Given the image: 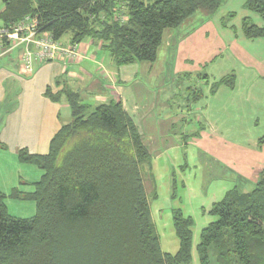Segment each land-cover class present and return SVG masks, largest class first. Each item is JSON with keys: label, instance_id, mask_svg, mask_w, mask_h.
<instances>
[{"label": "trees", "instance_id": "16d2710c", "mask_svg": "<svg viewBox=\"0 0 264 264\" xmlns=\"http://www.w3.org/2000/svg\"><path fill=\"white\" fill-rule=\"evenodd\" d=\"M224 0H0V27L28 17L40 34L71 45L92 40L116 67L153 64L166 30L197 12L212 15ZM262 27L243 22L248 40L264 39V0H245ZM124 21H120V19ZM118 19V20H117ZM233 86L228 76L212 87ZM70 123L53 137L45 156L18 154L42 171L29 219L14 218L0 193V264H190L192 221L178 210L175 254L163 253L151 220L144 167L151 156L122 102L110 99L91 109L77 93L63 90ZM264 142V137L260 139ZM155 193V192H154ZM16 197V193H13ZM197 246L199 264H264V171L254 188H234L215 203Z\"/></svg>", "mask_w": 264, "mask_h": 264}, {"label": "crops", "instance_id": "0c3cea01", "mask_svg": "<svg viewBox=\"0 0 264 264\" xmlns=\"http://www.w3.org/2000/svg\"><path fill=\"white\" fill-rule=\"evenodd\" d=\"M3 8L1 4L0 12ZM212 15H206L199 11V14H195L178 28L166 30L163 34L162 44L157 52V59L153 64L135 63L116 67L112 59L101 50L99 44L95 45L92 40H86L75 44L76 51L81 56L79 60L41 65L36 68L32 76L27 78L20 76L18 72L19 57L23 46L9 52H4L1 49L0 193L5 196L4 204L9 215L19 219L31 218L12 215L8 210L9 205L6 200L32 201L25 198L34 193V186L41 180L43 175L42 171L37 167L20 163L18 159L19 152L25 150L30 155H47L53 137L63 125L71 121V111L64 96L58 102H53L45 96L47 89L50 90L52 95H56L64 89L77 93L81 102L90 106L91 109L99 104L106 103L110 99H119L141 133L143 143L147 147L150 156L151 154L169 151L170 143L168 139L172 137L169 136L170 133L173 135V139L177 138L176 133L175 135L172 133L173 127L180 124L182 126L180 132L186 130L188 123H185V120L191 117V113L184 115L181 112L174 117H167L168 115L165 114L164 120L158 119L152 114V108L156 109L159 104L156 105L154 102L151 105V98H148L149 92L141 84L143 81L148 82L153 78H157L159 79L160 88L164 87L161 78L167 70L165 65L158 67V63L165 64L172 56L176 54L179 56L186 50H191L192 44H194L193 41H201L205 36L209 38L210 32L212 33L213 46L211 53L214 55L216 53L214 43L216 42L217 34L214 32L216 30L212 26L209 27L207 23ZM245 15L248 17L247 13ZM247 19L245 18L242 21V28L243 22L247 21ZM254 25L262 27L263 22L256 19ZM219 30L224 39L230 40L231 36L227 38L223 32L224 25L222 23L219 26ZM44 35L50 36L49 34ZM70 39L71 35H66L57 43L64 46L71 45ZM242 40L261 41V43H264V39L248 40L243 36V33L240 41ZM175 59H178V57ZM202 60L201 63H206L205 66L208 68L209 65L207 64L210 61L203 62ZM181 61L183 63L182 67L187 66L184 65L185 61L182 59ZM179 62L177 60L174 66L175 69L170 70V80L175 81L178 77L192 79L195 73L198 72L195 71V68L191 71L182 67H180V70L184 71H177V67L180 66ZM227 63H229V60ZM226 66L228 64H220L221 69L218 70L217 75L204 76L206 84L209 86L208 93L200 91L198 97H195L191 104L190 100H186L188 105L186 110L188 112H192L194 107V111L196 110L197 112L199 110L197 114H192L198 121L197 126L199 127L197 131L189 134L186 131L187 133H184L185 135L183 134V136L185 140L188 138L190 143L192 142V146L195 147L198 146V142L202 141V137L206 139L207 144L203 145L201 149L207 154H212L214 145H217V142L222 140H227L228 146L232 145L233 141L229 129L233 125L239 128L248 125L255 126L257 115L254 116L251 113V102L255 101L253 99H259L260 113H262V109L264 110V61L260 62L257 60L253 62V69L244 68L241 71L236 69L228 70ZM231 71L234 73L229 74ZM228 76L233 78L232 87L221 86L212 91L211 87L213 84ZM211 80H214V82ZM210 82H212L211 87ZM166 91H168L167 88ZM6 107L8 109H4ZM181 110H184L181 106L177 108L178 112ZM180 134L182 135V133ZM227 137H229V141ZM263 137L264 134L258 135V137L255 136L250 141H240L239 145L241 146L239 148L241 149L229 154L242 153L249 155L251 158L256 157L259 153L264 154V142H259ZM179 139L177 138V140ZM186 141L184 144L185 148L187 146ZM171 144H174L176 149L179 150L182 147L173 141H171ZM262 162H264V159ZM255 170V175L259 176L260 172L264 171V166ZM242 176L246 177L248 175L244 173ZM250 177L254 176L251 174ZM13 193H16L17 196L14 197Z\"/></svg>", "mask_w": 264, "mask_h": 264}, {"label": "rangeland", "instance_id": "374dc122", "mask_svg": "<svg viewBox=\"0 0 264 264\" xmlns=\"http://www.w3.org/2000/svg\"><path fill=\"white\" fill-rule=\"evenodd\" d=\"M244 1L224 0V3L208 20V26H212L216 30L214 31L215 34H217L216 42L214 43L216 52L214 55L211 53L213 46L212 33L210 32L209 38L205 36L201 41H193L194 44H192L191 50H186L179 56L177 54L174 55L175 57L172 56L165 64L158 63V67L165 65L167 70L161 78L164 87L160 88L159 79L157 78H153L148 82L143 81L141 84L149 92L148 98H151V105L154 102L156 105L159 104L156 109L152 108V114L158 119L164 120L165 114L168 115L167 117H174L181 112L184 115L191 113V117L185 120V123H188L186 130L180 132L182 129L180 124L172 129V133L174 135L176 133L177 138L180 139H173V135L170 133L169 136L172 137L168 139L170 143L169 151L151 154V172L148 171V166L144 167L145 188L149 197L151 220L158 235L160 248L163 253L167 254H174L178 249L179 241L173 226V213L178 210L184 217L190 218L192 221L190 264H199L197 246L201 233L209 224L215 221V218L209 214L212 206L221 201L225 194L234 188L241 192L251 191L259 178L258 175V177L255 175V169L264 166V162H262L264 159L263 153H259L253 158L242 153L229 154L241 149L239 148L241 146L239 145L240 141H250L255 136L258 137V135L264 134V110L262 109V113H260L258 98L253 99L255 101L252 100L253 102H251V113L254 116L257 115L255 126L248 125L239 128L233 125L229 129L233 141L232 145L228 146L227 140H222L217 142V145H214L212 154H207L201 149L203 145L207 144L206 139L202 137V141L198 142V146L195 147L192 146V142L190 143L188 138H186V141L183 136L184 133L188 132L187 134H189L198 130V121L192 114H197L199 110L197 112L196 110L194 111V107L192 112H188L186 110L188 106L186 100H190L191 104L194 98L198 97L200 91L208 93L209 86L206 84L204 76L217 75L218 70L221 69L220 64H228L226 66L228 70L236 69L241 71L244 68L253 69V62L257 60L260 62L264 61V43H261V41H240L242 37V21L245 18H248L247 21L250 25H254L256 19L263 22L258 15L246 10ZM246 13L248 17L245 15ZM196 14H199V12ZM221 23L224 25L223 32L226 37L231 36L230 40L224 39L222 33H219ZM177 57L178 59H175ZM181 59L185 61L184 65L187 66L182 67ZM177 60L180 61L177 71H184L180 70V67L191 71L195 68V71H198L192 79H184L183 77H178L175 81L169 79L170 70L175 69L174 66ZM201 60L203 62L210 61L207 64L209 67L205 66L206 63H201ZM228 60L229 63H227ZM190 61L192 64H190ZM246 61L250 62L247 63ZM233 73L231 71L229 74ZM200 78L202 80L199 81ZM211 81L214 82V80ZM211 84L212 82H210V87ZM166 88L168 91H166ZM180 106L184 110L178 112L177 108ZM4 109H8V107ZM227 139L229 141V137ZM171 141L181 145V149H176V146L171 144ZM185 141L187 144L186 148L184 145ZM244 173L248 176H242ZM251 174L254 177H250ZM6 201L9 205L8 210L12 215L29 218L36 213V206L33 201Z\"/></svg>", "mask_w": 264, "mask_h": 264}, {"label": "built area", "instance_id": "2783aa9c", "mask_svg": "<svg viewBox=\"0 0 264 264\" xmlns=\"http://www.w3.org/2000/svg\"><path fill=\"white\" fill-rule=\"evenodd\" d=\"M124 21V19H120ZM20 46L19 75L30 77L37 67L52 62H74L81 56L75 45H60L50 36L38 32L36 22L26 17L11 28L0 27V50L12 51Z\"/></svg>", "mask_w": 264, "mask_h": 264}]
</instances>
